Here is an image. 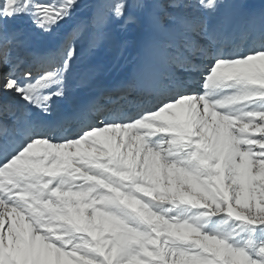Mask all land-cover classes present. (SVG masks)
<instances>
[{"label": "snow or ice", "instance_id": "snow-or-ice-1", "mask_svg": "<svg viewBox=\"0 0 264 264\" xmlns=\"http://www.w3.org/2000/svg\"><path fill=\"white\" fill-rule=\"evenodd\" d=\"M134 3L142 63L56 110L78 43L131 20L129 0L0 3V117H23L0 119V264H264V7ZM25 19L44 43L21 61L7 22Z\"/></svg>", "mask_w": 264, "mask_h": 264}, {"label": "bare ground", "instance_id": "bare-ground-1", "mask_svg": "<svg viewBox=\"0 0 264 264\" xmlns=\"http://www.w3.org/2000/svg\"><path fill=\"white\" fill-rule=\"evenodd\" d=\"M188 11L190 15L197 14L195 13L196 12L195 7L190 8ZM129 16L132 17L130 21L133 23L136 29V37L133 43V51H134L133 53L135 56V62H133L134 64L133 65L129 64L130 65V67L128 66L129 68L126 67L128 68V70L126 71L125 74L121 73L119 70H118L119 72L110 71V70L106 72H101L96 67L93 69L91 67L92 70L90 69L91 71L89 70V72L86 71L88 72L86 74H84L83 72L77 74V69L80 66V61L78 60L76 67L74 68L72 74L68 78V84H67L68 93H69L68 98L60 99L54 97L52 104L54 110L60 108L67 109L77 103L87 102L90 98L100 95L104 89L115 87L119 82L130 77L134 72V70H136L137 67L142 63V60L144 58L145 45L147 41L150 39L152 34L151 19L149 15L145 17L146 26L144 29V27L141 25L140 17H137L134 14L133 15L130 14ZM195 19H199V18L195 17ZM18 23H20L18 20L7 22L9 31H15L21 34V42H22L20 45L13 48L11 55L14 58L19 57L21 61H25L28 58L29 52L31 50H34L42 46L44 40L41 37L35 38V34L31 30H29L26 27L19 26ZM65 30H69V28L67 27V29ZM86 42L88 46L90 44L89 38ZM3 71H6V68L0 67V73H2ZM81 74L85 77H83ZM185 79L188 82H191L193 77H186ZM0 119H3L5 122L11 124L13 121L17 119L22 120L23 117L17 114V116H8L6 118L0 117Z\"/></svg>", "mask_w": 264, "mask_h": 264}, {"label": "rangeland", "instance_id": "rangeland-1", "mask_svg": "<svg viewBox=\"0 0 264 264\" xmlns=\"http://www.w3.org/2000/svg\"><path fill=\"white\" fill-rule=\"evenodd\" d=\"M218 2L222 3V0H218ZM0 3H3V0H0ZM129 3L131 5L129 8V15L134 14L137 17H140L141 25L145 29V17L149 15L148 12L136 7L134 0H129ZM246 3L254 6L256 9L264 7V4H262V0H246ZM197 5L198 0H192L191 8L195 7V13H197L196 15H190L188 11V15L192 19H195L196 17L199 19L212 21L216 18V13L206 12L199 8ZM79 11L81 14H83L86 10L84 8H81ZM169 11L171 10L169 9ZM219 11L224 12L226 11V9L222 7ZM18 21L20 22L18 23L19 26H23L31 30L35 34V38L39 37L38 34L36 35L35 29L30 25L29 22H27L26 19L24 21ZM67 27L69 28V25H63L61 30L63 31L67 29ZM135 37L136 29L130 20L116 21L112 23L107 29L106 36L102 40H100L95 46H92L90 44L87 46L86 41L88 40L89 36L86 35L84 39H82L78 43V47L80 49V66L77 69V74H80V72L86 74L89 72L91 67L92 69L96 67L101 72H106L110 70L115 72L120 71L121 73L125 74L130 65H133V62H135V56L133 53V43Z\"/></svg>", "mask_w": 264, "mask_h": 264}]
</instances>
